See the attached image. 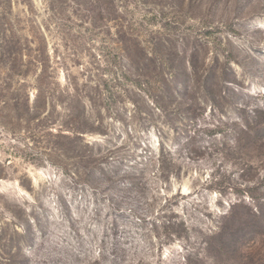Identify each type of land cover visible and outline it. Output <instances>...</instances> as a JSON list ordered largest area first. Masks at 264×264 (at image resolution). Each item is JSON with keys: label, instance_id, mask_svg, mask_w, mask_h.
<instances>
[{"label": "rangeland", "instance_id": "1", "mask_svg": "<svg viewBox=\"0 0 264 264\" xmlns=\"http://www.w3.org/2000/svg\"><path fill=\"white\" fill-rule=\"evenodd\" d=\"M0 264H264V0H0Z\"/></svg>", "mask_w": 264, "mask_h": 264}]
</instances>
